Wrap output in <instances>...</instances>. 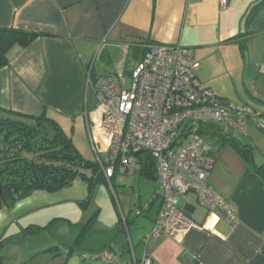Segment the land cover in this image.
Listing matches in <instances>:
<instances>
[{"label":"crops","instance_id":"0c3cea01","mask_svg":"<svg viewBox=\"0 0 264 264\" xmlns=\"http://www.w3.org/2000/svg\"><path fill=\"white\" fill-rule=\"evenodd\" d=\"M0 27L47 34L10 50V63L0 68V107L29 114L46 108L61 122L84 118L92 141L99 135L90 75L130 74L150 41L192 48L203 86L264 111V0H229L226 5L220 0H0ZM116 51L126 58L114 56ZM98 59L102 72L95 71ZM228 85L235 92L225 88ZM90 88L96 97L93 107ZM251 119L246 143L253 145L254 163L262 165L254 151L261 132L254 121L249 128ZM210 152L215 162L209 183L235 205V223L221 219L212 229L196 227L180 238L158 235L145 240L161 203L159 198L151 200L153 194L146 204L140 197L137 209V214L147 215L148 224L131 222L130 213L124 214L129 223L121 234L117 219L105 227L91 224L76 249L64 245L73 243L82 230L75 240L72 232L69 239L58 241L51 262L109 264L103 257H85L106 251L115 264L140 263L145 257L151 264H264V176L230 144ZM138 175L141 181L143 175ZM88 198V182L77 177L70 186L22 199L0 211V238L6 240L7 230L28 211ZM180 207L200 224L208 213L194 192L181 196ZM72 223L80 230L83 221ZM89 233L95 235L88 238Z\"/></svg>","mask_w":264,"mask_h":264},{"label":"built area","instance_id":"2783aa9c","mask_svg":"<svg viewBox=\"0 0 264 264\" xmlns=\"http://www.w3.org/2000/svg\"><path fill=\"white\" fill-rule=\"evenodd\" d=\"M199 67L192 48L150 42L130 74L120 71L88 79L97 97L94 121L99 140L93 137V142L98 154L109 153L107 161L100 155L98 159L104 176L111 182L121 167L127 174H138L147 156L155 161L158 187L153 198L161 203L145 240L158 235L180 238L196 227L212 229L221 219L237 221L235 205L209 183L215 157L201 133L218 127L224 133L246 134L250 118L260 117L264 127V113L203 86ZM190 192L208 210L201 224L180 207L181 196ZM85 257H103L115 264L106 251ZM135 264H151V259Z\"/></svg>","mask_w":264,"mask_h":264},{"label":"trees","instance_id":"16d2710c","mask_svg":"<svg viewBox=\"0 0 264 264\" xmlns=\"http://www.w3.org/2000/svg\"><path fill=\"white\" fill-rule=\"evenodd\" d=\"M41 35L47 34L0 27V68L10 63L9 52L14 46L26 47ZM210 132H221L225 138L223 143L230 144L250 162L256 172L264 176V163H254L252 144L234 136L233 131L224 133L220 128L212 127ZM139 174L157 179V167L151 157H146ZM77 177L88 182L89 198L86 201L93 196L95 181L106 179L99 162L84 158L58 118L50 115L46 108L39 114H29L0 107V211L5 207L12 209L22 199L38 192H55L70 186ZM124 222L123 226L118 222L120 234L129 219ZM90 225L84 224L80 236L64 246L76 249ZM4 242L5 239L0 238V248ZM94 253L97 251L89 254ZM0 264H4L1 255Z\"/></svg>","mask_w":264,"mask_h":264},{"label":"rangeland","instance_id":"374dc122","mask_svg":"<svg viewBox=\"0 0 264 264\" xmlns=\"http://www.w3.org/2000/svg\"><path fill=\"white\" fill-rule=\"evenodd\" d=\"M114 56H119L123 59L124 53H117L116 51ZM130 59H133V57L130 56ZM102 63L100 59L97 60L95 65L96 72L104 71ZM225 88L235 92V88H231L229 85ZM95 102V94L90 88V107H93ZM259 119L260 117L252 118L249 128L254 121L257 123L256 127L261 132L258 146L255 147L254 151L257 160L260 161L261 159L263 162L264 127L259 125ZM62 123H65L64 129L66 133L72 137L73 142L84 158L98 161L100 155L103 160L107 161L109 153L107 151H100L98 154L84 118L76 122L63 121ZM233 135L244 142H249L246 137L248 133L245 134L235 130L233 131ZM201 137L205 145L212 149L218 145L221 146L225 139L221 132L205 131L201 133ZM156 186L158 187L157 179L143 176L140 181L138 174H127L124 168L121 167L111 182L107 178H99L95 181L94 195L89 201L83 203H65L53 208L49 206L47 208L42 207L43 209L37 208L28 211L4 235L6 240L0 248V255L3 257L4 264H54L50 259L57 253L54 250V246L58 241L69 239L72 232L75 233L73 238L75 240L77 234L83 228L82 225L87 223L95 224L94 228L105 227L117 219L123 226L125 225L124 214L128 216L130 213L131 222L136 220L141 226L142 223L148 224L147 215L137 214V209L140 205V197L142 198L141 203L146 204L156 191ZM58 215H63L67 219L69 217L71 220L59 218L60 216L58 217ZM80 220L83 221V224L80 230H78L79 227H73L72 222ZM94 235L93 233H89L88 238H92Z\"/></svg>","mask_w":264,"mask_h":264}]
</instances>
